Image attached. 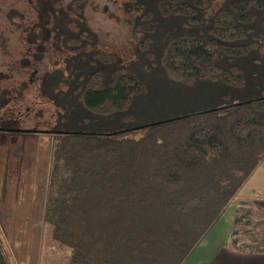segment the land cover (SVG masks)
<instances>
[{
	"label": "trees",
	"instance_id": "trees-1",
	"mask_svg": "<svg viewBox=\"0 0 264 264\" xmlns=\"http://www.w3.org/2000/svg\"><path fill=\"white\" fill-rule=\"evenodd\" d=\"M47 1L32 32L64 56L46 94L68 116L129 124L168 91L228 98L264 70V0H129L125 64L85 51L88 0ZM136 128L52 133L43 219L68 264H183L264 159V94Z\"/></svg>",
	"mask_w": 264,
	"mask_h": 264
},
{
	"label": "rangeland",
	"instance_id": "rangeland-1",
	"mask_svg": "<svg viewBox=\"0 0 264 264\" xmlns=\"http://www.w3.org/2000/svg\"><path fill=\"white\" fill-rule=\"evenodd\" d=\"M130 3L87 1L84 15L94 43L85 51L112 54L123 64L136 59L139 37L132 33L134 19H128L129 11L124 9ZM38 8L51 11L47 0H0V127L5 128L0 130V252L7 264L69 263V251L52 240L51 228L43 219L52 133H113L264 94L263 70L249 92L228 98H222L219 89L186 95L168 91L163 99H152L142 116L129 124L65 115L46 94L47 73L57 67L65 74L64 56L52 47L54 35L33 34V26L42 19ZM259 212L238 213L247 217L251 227L240 226L235 240L250 252L264 247V228L254 226L261 220Z\"/></svg>",
	"mask_w": 264,
	"mask_h": 264
},
{
	"label": "crops",
	"instance_id": "crops-1",
	"mask_svg": "<svg viewBox=\"0 0 264 264\" xmlns=\"http://www.w3.org/2000/svg\"><path fill=\"white\" fill-rule=\"evenodd\" d=\"M243 210H259L254 226L264 228V159L183 264H264V247L250 252L235 240V216Z\"/></svg>",
	"mask_w": 264,
	"mask_h": 264
},
{
	"label": "water",
	"instance_id": "water-1",
	"mask_svg": "<svg viewBox=\"0 0 264 264\" xmlns=\"http://www.w3.org/2000/svg\"><path fill=\"white\" fill-rule=\"evenodd\" d=\"M137 129V128H136Z\"/></svg>",
	"mask_w": 264,
	"mask_h": 264
}]
</instances>
